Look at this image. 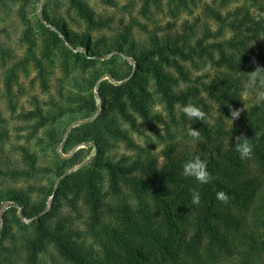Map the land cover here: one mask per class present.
Returning a JSON list of instances; mask_svg holds the SVG:
<instances>
[{"label": "trees", "instance_id": "trees-1", "mask_svg": "<svg viewBox=\"0 0 264 264\" xmlns=\"http://www.w3.org/2000/svg\"><path fill=\"white\" fill-rule=\"evenodd\" d=\"M105 1L114 4V0ZM251 1L260 7L257 16L249 10L235 16L239 9L224 15L209 6L206 12L218 28L205 25L200 37L197 23L189 21L182 24V33L160 35L154 31L143 40L126 28L98 37L68 30L70 53L77 58L83 54L85 64L71 79L72 89L78 91L70 90L66 95L70 106L57 109L70 110V126L85 121L69 132L70 150L92 143L90 148L75 152L70 165L82 164L95 147L98 154L62 182L64 186L70 183V190L86 192L91 205L89 231L102 238L100 248L89 246L63 224L56 228L40 225L37 234L22 235L19 243L4 227L0 231V264H46L42 256L50 248L65 264H264V135L255 137V133L264 132V103H257L255 93L244 87L245 72L264 66V0ZM70 2L90 28L110 27L96 19L85 1ZM151 2L159 3L144 0V14ZM44 18L58 31H65L63 21L46 14ZM78 47L86 53H75ZM97 61L106 68L97 67ZM118 61L123 64L120 70L115 66ZM206 63L215 67L217 74L207 80L194 76L192 69ZM105 74L126 82L115 86L108 79L101 80ZM15 77L12 73L8 76L9 94ZM96 87L102 100L98 115ZM151 88L171 115L179 105L183 127L189 124L190 129L198 130L194 149L180 150L171 143L162 151L161 161L141 155L118 161L101 158L100 149L112 139L135 146L128 130L121 126L126 122L139 131L135 112L154 130L155 122L164 120L147 104ZM206 96L217 102L222 114L214 121L208 119ZM188 103L205 112L204 121L190 119L181 111ZM234 109H242L241 116L229 124L224 118L231 117ZM30 115L38 117L40 127L57 119L41 118L44 114L40 110ZM241 134L253 145L249 159L242 160L234 148L235 137ZM196 155L207 163L213 178L208 184L183 175V164ZM102 172L109 180L114 202L109 200V192H102ZM193 191L200 193L198 205L192 203ZM218 191L228 194L227 203L216 198ZM4 201L22 208L28 219L40 215L23 189L0 191V203ZM107 215L113 220L107 221ZM17 223L21 224L18 218ZM7 239L11 244H5Z\"/></svg>", "mask_w": 264, "mask_h": 264}, {"label": "rangeland", "instance_id": "rangeland-1", "mask_svg": "<svg viewBox=\"0 0 264 264\" xmlns=\"http://www.w3.org/2000/svg\"><path fill=\"white\" fill-rule=\"evenodd\" d=\"M83 1L95 13L96 19L105 21L110 27L100 30L90 28L83 16L73 8L70 0H0V191L23 189L30 203L35 205L37 211H41L38 217L28 219L24 217L23 209L13 202L0 203V231L7 227L15 235L16 243L20 242L22 235L37 234L38 227L43 224L55 228L65 225L68 232L72 229L94 248H100L99 242L102 240L89 231L91 205L86 192L70 190V183L64 186L62 182L73 171L81 169V164L70 165L74 153L92 146V143L90 147L80 144L70 150L67 132L77 122L70 126V110L65 113L57 109L63 105L70 106L66 102V95L70 94V90L78 91L72 89L71 79L80 72L82 64H85L83 54H79L77 58L70 53L68 30L88 32L93 37H98L110 36L113 32L126 28L131 30L133 36L143 40L154 31L160 35L182 33V24L189 21L197 23V35L200 37L205 25L212 30L218 28L216 21L206 12L209 6L222 11L224 15L239 9L235 15L239 17L248 10L256 16L261 11L251 0H229L225 3L222 0H158V4L150 3L145 14L142 11L144 0H114V4L105 0ZM45 14L63 21L65 31H58L46 21ZM74 52L86 53V50L78 47ZM129 62L135 65L133 61ZM95 64L106 68L101 61ZM115 66L120 70L123 64L118 61ZM217 72L210 63L192 69L193 75L202 80L214 77ZM10 73L16 76L12 80L11 94L7 90ZM105 79L115 86L126 82L118 81L109 74H105L101 80ZM150 91L152 97L147 104L153 113L160 114L164 120L156 121L154 130L135 112L139 131L132 129L126 122L121 124L128 130L135 146L132 147L124 140L112 139L100 149L101 158L118 161L123 157L141 155L143 158L158 157L161 161L162 151L171 143L180 150L194 149L189 124L186 127L182 125L179 105L174 110V115H171L154 89L151 88ZM94 94L98 115L102 110V100L97 87ZM206 102L209 104V116H212H208L210 121L222 116L213 98L206 96ZM36 110L44 114L41 118L57 119L40 127L36 123L38 117L30 115ZM230 119L231 117L224 118L229 124L235 123L239 118L233 123ZM97 154L98 148L95 147L83 163L92 162ZM15 171L20 174L15 175ZM101 176L102 192H109L111 201V185L105 172ZM46 214L48 215L45 216ZM17 218L21 220L20 225ZM106 220L113 219L107 215ZM96 231L101 234L100 229L97 228ZM11 242V239H7L5 244L9 245ZM42 259L46 264H65L53 248L43 254Z\"/></svg>", "mask_w": 264, "mask_h": 264}, {"label": "clouds", "instance_id": "clouds-1", "mask_svg": "<svg viewBox=\"0 0 264 264\" xmlns=\"http://www.w3.org/2000/svg\"><path fill=\"white\" fill-rule=\"evenodd\" d=\"M247 79L244 83L245 89L249 92L255 93V100L257 103H264V66L257 65L254 70L250 72H245ZM181 111L190 119H196L198 121H204L206 118L205 112L198 106L188 103L181 106ZM242 109L231 110V121L239 118L240 112ZM189 135L193 138H199V132L196 129H190ZM264 135V132L255 133V137L259 138ZM234 148L239 154L240 158L249 159L253 153V145L251 139L247 138L243 134L235 137ZM183 175L192 177L200 184H208L212 181V176L207 170V163L200 158L199 155L193 156L182 166ZM216 198L222 203H227L229 196L224 191H218L216 193ZM191 199L193 204L200 203V193L198 191H193L191 193Z\"/></svg>", "mask_w": 264, "mask_h": 264}, {"label": "water", "instance_id": "water-1", "mask_svg": "<svg viewBox=\"0 0 264 264\" xmlns=\"http://www.w3.org/2000/svg\"><path fill=\"white\" fill-rule=\"evenodd\" d=\"M86 121H87V120H86ZM82 123H85V121H83V122H77L74 126H79V125L82 124ZM74 126L70 127V130H71ZM70 130L67 132V134L70 132ZM90 146H91V144H88V147H90ZM89 162H90V161H87V162L81 164V165L79 166V168H83V167H85Z\"/></svg>", "mask_w": 264, "mask_h": 264}]
</instances>
